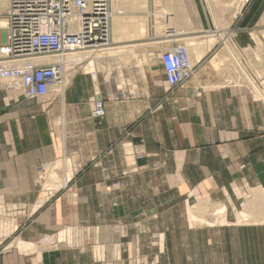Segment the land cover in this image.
I'll return each mask as SVG.
<instances>
[{
  "label": "crops",
  "instance_id": "1",
  "mask_svg": "<svg viewBox=\"0 0 264 264\" xmlns=\"http://www.w3.org/2000/svg\"><path fill=\"white\" fill-rule=\"evenodd\" d=\"M141 1L123 17L138 15L142 34L116 40L111 25L114 50L76 61L61 88L27 99L0 86V264H264V223H235L264 190V101L211 65L225 42L201 43L217 31L207 0ZM233 30L237 49L255 43L249 27ZM178 42L203 55L169 88L159 56ZM65 157L70 179L44 187L47 164ZM203 199L224 204L226 222L192 224Z\"/></svg>",
  "mask_w": 264,
  "mask_h": 264
},
{
  "label": "built area",
  "instance_id": "2",
  "mask_svg": "<svg viewBox=\"0 0 264 264\" xmlns=\"http://www.w3.org/2000/svg\"><path fill=\"white\" fill-rule=\"evenodd\" d=\"M238 1L242 9L250 0ZM111 2L0 0V85L18 87L27 99L48 94L77 61L60 58L64 53H101L110 45ZM186 47L175 43L160 52L169 88L182 84L194 71ZM48 57L60 59L49 61ZM92 101L90 115L103 118L104 100L97 96ZM6 239L0 223V252Z\"/></svg>",
  "mask_w": 264,
  "mask_h": 264
},
{
  "label": "bare ground",
  "instance_id": "3",
  "mask_svg": "<svg viewBox=\"0 0 264 264\" xmlns=\"http://www.w3.org/2000/svg\"><path fill=\"white\" fill-rule=\"evenodd\" d=\"M137 2H139V0H125V3L122 2V0H113L111 2L110 11H109L111 14L110 26L112 25L113 30H114V34H113V36H115L114 39H116V40L122 39V38L129 39L131 36L136 37V36H140L142 34V32L139 31L140 27L137 26L138 19L140 18V17H138V15L133 14V15H130L129 17H126V16L123 17L124 13H126L124 10H126V11H129V9L136 10L134 8V5ZM238 2H239L238 0H207L208 9H210V12H211L212 17H213L212 20H215V21H213V22H215V24H216V22L218 23V20L222 16L219 13H217V14L215 13V11H217L216 7L219 4H222V8H225V10H226L225 13L227 16L225 15V21L221 20L223 23L220 22V24H222L223 27L222 28L217 27L218 30L216 32H214V33L209 32V33H206L205 35H203V37H202L203 39L201 40V43L204 44V42H205L210 47L211 44L215 43L219 39L220 40L222 39L225 42V44H224L225 47H222L224 49L220 48L221 50L220 49L218 50L215 58L213 60L210 59L211 65L213 66V68H215L218 71H219V69H223L224 73L226 75V78L232 82L233 81H239L240 83L242 82L243 84H246V86H249V85L253 86L257 91V95H261V97L264 98V91L262 89H261L262 91L258 90L259 89L258 87L260 85H258L257 81L254 79L255 77L259 78L261 75H264V44H263V42H261V40L259 39V37L256 36L255 33L251 32V36L254 38L257 45L255 46V48H252L250 46V47H247L245 49H242L245 52H248L249 61L247 63L248 67H246V66H243L245 63L242 65L243 61L241 63V60H240L241 57L239 58L237 48H236L234 42L231 41V38L229 37L228 32H226V28L228 27V25L230 24L232 19L241 12V5ZM131 13L132 12H130V14ZM216 25H218V24H216ZM224 26H227V27H224ZM259 34H261L260 31H259ZM262 34L261 35L264 38V30L262 31ZM197 42H198V40H197ZM191 44H193V43H191ZM198 44L200 46L199 42H198ZM199 46H197V47H199ZM112 47H114V46H112ZM126 47H129V46H126ZM203 47H205V46H203ZM186 48H187V52L189 53L191 61L194 63L197 62L196 60H198L201 55H203L201 52L198 53V50L196 48L192 49L193 47L190 48L188 46ZM122 49H125V48H121L120 50H122ZM112 50H114V49L109 47V48H107V50H105L101 53L105 54V52H109V51L111 53ZM203 50H204V48H203ZM90 54L91 53L88 50H86V51L79 50V51H73L71 53H69V52L64 53L62 55V57H60V58H67L69 60L74 59V60H77L78 62H80V61L84 60L86 57H88ZM99 54L100 53L97 52L94 55L98 56ZM245 54H247V53H245ZM48 58H49V61L60 59V58H53V57H48ZM250 70L251 71L253 70V73H255V76L252 75ZM217 73H219V72H217ZM219 74L221 75V73H219ZM220 75H219V77H220ZM68 82H69V75L66 72L63 75L61 83H59L57 86H54V88L59 89V88H61L62 85L64 86ZM218 86H220V85H218ZM7 88L19 89L16 86H8ZM263 98H262V100H263ZM71 176L72 175H71V168H70V160H68L65 157L63 159L56 160L55 163L47 164V166L45 168V172L43 173V176H42L43 178L42 177L41 178L43 179L42 181L45 182L44 184L47 185V187L58 188L65 181L70 179ZM251 198L252 199L247 200L243 204V208L240 211L241 218L238 220V222H251L254 220L257 222L264 223V190L261 188L253 189V194H252ZM214 203H211L209 200L207 201V200L203 199L198 204L194 205L193 207H189V215H190L191 223L192 224L195 223V224H208L209 225L212 223H214V224L219 223L220 224V223L226 222L225 221L226 220V218H225L226 214H225L224 204L221 205V204H214ZM208 211H210V214L212 215L209 219L205 218L203 215V213L208 212ZM253 212H258L259 217L252 218ZM17 241H19V239ZM21 241L16 243V244H18L19 248L29 249V250L31 248H33V250H34V247L32 245L34 243L27 244L26 242L24 243ZM51 241H52L51 237L49 235H47V237H45L40 242H41V244H48Z\"/></svg>",
  "mask_w": 264,
  "mask_h": 264
},
{
  "label": "rangeland",
  "instance_id": "4",
  "mask_svg": "<svg viewBox=\"0 0 264 264\" xmlns=\"http://www.w3.org/2000/svg\"><path fill=\"white\" fill-rule=\"evenodd\" d=\"M122 2H124L125 3V0H122ZM142 2V1H141ZM135 6V5H134ZM217 11H215V13L217 14L218 12H219V14L220 15H222L221 17H220V19L218 20V23L216 22V24H218V25H216L215 24V22H213V21H215V20H210V22L213 24V28H215L214 30H218V28H222L223 26H222V24H220V22L221 23H223L222 21L224 20L225 21V15H226V13H225V8H222V4H219L217 7ZM241 14L239 15V16H235L233 19H232V21L230 22V24L228 25V27L227 26H224V27H227V28H233L234 26H246V27H249V30L251 31V32H253V33H255L256 34V36L257 37H259V39L261 40V42H263V44H264V38H263V34H262V31L264 30V0H250L242 9H241V12H240ZM227 16V15H226ZM223 18V19H222ZM222 20V21H221ZM141 21L139 20L138 22H137V24L138 23H140ZM220 24V25H219ZM220 26V27H219ZM218 27V28H217ZM226 28V29H227ZM258 30V31H257ZM259 31L261 32V34H259ZM234 30H233V33L230 35V37H232V42H234L235 43V38L233 37V35H234ZM262 36V37H261ZM252 37V36H251ZM253 38V37H252ZM253 40H254V38H253ZM219 41H220V39H219ZM255 41V40H254ZM218 42V41H217ZM178 43H181V42H178ZM257 44H256V42L255 43H252V45H251V47L252 48H255V46H256ZM237 52H238V55H239V58H240V60H241V63H242V61H243V63H242V65L243 66H246V67H248V61H249V57H248V52H245L244 50H241V49H237ZM245 53H247V54H245ZM247 58V59H246ZM245 60V61H244ZM247 60V61H246ZM83 65V64H82ZM250 67V66H249ZM251 69V68H250ZM253 69V68H252ZM88 69L87 68H85L84 66H82L81 68H80V72H82V73H85L86 71H87ZM66 72H68V73H70V71H66ZM219 73H221V75H220V77H221V79H223V82H225V83H232V84H234V83H236V84H238V85H241V86H243V87H245V88H250L251 90H253V93L254 94H256V97L255 98H257L258 100H262V98L263 97H261V95H257V91H256V89L253 87V86H246V84H243L242 82V84L239 82V81H230L229 79H227L226 78V75H225V73H224V70L223 69H219V71H218ZM250 72L252 73V75L253 76H255V73H253V70L251 71L250 70ZM73 74V72L72 73H70V75H72ZM256 81H257V84L258 85H260L258 88V90H260V91H262L263 90V83H264V75H261L259 78L258 77H255L254 78ZM229 81V82H228ZM257 85V86H258ZM0 86H3V87H8L7 85L5 86L4 84L3 85H0ZM0 88H2V87H0ZM262 89V90H261ZM256 91V92H255ZM264 91V90H263ZM258 96V97H257ZM263 101H264V98H263ZM60 159H63V158H60ZM55 163V162H54ZM71 167H73V161L71 162ZM40 168H42V165L41 164H39L38 165V170H40L39 172L41 173L42 172V170L40 169ZM40 176H43V174H41ZM43 178V177H42ZM41 177H40V181L43 183V185H44V187H47V185H45L44 183L45 182H43ZM49 188V187H48ZM52 190V189H51ZM0 212H2L1 210H0ZM237 221L238 220H236V224H238L237 223ZM68 232V231H67ZM61 233V234H60ZM65 233V232H64ZM49 235V234H48ZM50 237H51V240L53 241V240H58V241H63V239L66 237V235L65 234H63V232L62 231H60V232H57V233H55V235H49ZM60 236H62V238H59ZM47 237V236H46ZM68 239V238H67Z\"/></svg>",
  "mask_w": 264,
  "mask_h": 264
}]
</instances>
